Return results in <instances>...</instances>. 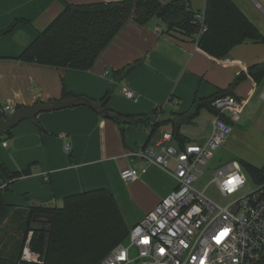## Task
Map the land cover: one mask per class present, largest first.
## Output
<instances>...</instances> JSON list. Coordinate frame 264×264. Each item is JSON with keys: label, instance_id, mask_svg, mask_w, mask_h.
<instances>
[{"label": "crops", "instance_id": "1", "mask_svg": "<svg viewBox=\"0 0 264 264\" xmlns=\"http://www.w3.org/2000/svg\"><path fill=\"white\" fill-rule=\"evenodd\" d=\"M112 1L116 0H0V32L9 30L0 36V99L17 108L73 97H84L99 105L112 89L106 108L113 113L136 115L148 114L155 107L164 109L160 119L170 118L158 128L159 136L171 135V124L166 121L187 113L195 99H209V104L200 106L193 117L189 114L190 122L181 124L182 139L172 138L169 142L179 148L209 137L215 115L211 101L223 91L241 100L243 110L257 93L264 77L258 84L249 76L234 87L230 88V84L249 67L264 64V42L247 39L233 47L226 57L216 59L200 50L192 38L164 33L163 25L156 19L144 25L128 20L87 71L17 59L67 5ZM158 1L166 4L173 0ZM188 1L193 11L203 14L205 0ZM232 1L264 38V8L255 0L254 5L249 0ZM157 27L161 29L159 33ZM127 66L130 69L126 73L119 72ZM124 89L133 91L137 99L126 98ZM63 91L73 97L63 98ZM120 127L98 111L76 105L41 112L32 120L21 121L7 135H0L2 166L9 173L26 169L30 173L10 181L2 193L5 204L12 206L14 213L0 228L5 238L1 242L0 234V257L21 253L30 207H61L65 197L105 189L116 199L130 227L175 188L174 177L153 165L134 181L119 178L120 171L129 165H143L130 153L140 148L148 135L144 128L123 125L122 145ZM1 141L7 142L6 148ZM67 144L69 150L65 152ZM0 175L6 178L1 170ZM11 233L20 235V239L13 238V245Z\"/></svg>", "mask_w": 264, "mask_h": 264}, {"label": "trees", "instance_id": "2", "mask_svg": "<svg viewBox=\"0 0 264 264\" xmlns=\"http://www.w3.org/2000/svg\"><path fill=\"white\" fill-rule=\"evenodd\" d=\"M194 13L188 0H173L166 4L158 0L69 4L38 33L17 59L55 68L87 71L128 20L144 25L156 19L163 25L164 33H178L192 38L200 50L216 59L226 57L233 47L247 39L264 42L263 36L232 0H205L202 23L206 31L198 39H194V36L201 23H194ZM129 69L127 66L119 72L126 73ZM247 76L258 84L264 77V64L254 65L246 73H240L230 88ZM111 93L112 89H109L99 101L102 109L124 121L119 126L144 128L148 135L141 147H147L158 128L165 123L160 120L164 109L155 107L148 114L136 115L113 113L106 108ZM226 93L223 91L220 95ZM62 96L73 97L66 91H63ZM209 102V99H195L187 113L166 121L171 124L172 138L180 141L181 124L190 122L191 115L193 117L200 106L208 105ZM241 167L254 182H264V165L258 169L242 163ZM0 170L6 177L0 175L1 228L14 213L13 207L5 204L2 195L9 184L4 188L1 186L6 180L10 182L30 173L28 169L9 173L1 163ZM36 213L50 215V223L42 219L32 222ZM27 214L28 229L22 247L25 240L30 238V250L39 256L38 261H22L20 253L13 257H0V264H98L113 247L125 241L129 229L116 199L105 189L65 197L61 207H30ZM29 232L31 235L28 236Z\"/></svg>", "mask_w": 264, "mask_h": 264}, {"label": "built area", "instance_id": "3", "mask_svg": "<svg viewBox=\"0 0 264 264\" xmlns=\"http://www.w3.org/2000/svg\"><path fill=\"white\" fill-rule=\"evenodd\" d=\"M202 20L203 15L195 12L193 21L201 25L194 39L206 31ZM156 31L161 29L157 27ZM123 95L137 99L129 89H124ZM243 106L231 95L217 96L211 101L215 113L211 134L203 143L191 142L176 148L169 144L172 136L165 133L153 145L130 153L143 165L121 170L122 181H134L153 165L172 175L176 186L130 226L125 241L113 247L98 264H264V182L251 179L255 189L227 205L217 204L193 187L197 175L204 173L202 167L231 134ZM16 109L0 99V119ZM1 146L6 148L7 142L1 141ZM64 150H69L68 144ZM213 176L211 182L223 196L234 195L248 182L241 165L234 161ZM7 183L6 180L1 188ZM20 258L38 261L39 256L30 250V238L25 240Z\"/></svg>", "mask_w": 264, "mask_h": 264}, {"label": "rangeland", "instance_id": "4", "mask_svg": "<svg viewBox=\"0 0 264 264\" xmlns=\"http://www.w3.org/2000/svg\"><path fill=\"white\" fill-rule=\"evenodd\" d=\"M249 1L252 4L254 3L252 0ZM255 1L261 8H264L262 0ZM262 93H264V79L257 93L246 102L244 110L240 115V120L233 124L232 137H229L230 140L227 141L228 137L224 140L221 146L214 152L213 158L202 167L204 173L198 174L197 182L193 184L196 190L203 191V195L206 198L217 204L227 205L255 189V184L251 181L252 178L247 175L248 182L241 190L232 196H223L211 181L214 177V172L233 161L240 165L246 163L258 169L264 165V96L261 97ZM127 228H129L128 225ZM13 232L15 231L13 230ZM3 234H1V242H5ZM14 237L20 239V235L10 234L12 245L14 244Z\"/></svg>", "mask_w": 264, "mask_h": 264}, {"label": "water", "instance_id": "5", "mask_svg": "<svg viewBox=\"0 0 264 264\" xmlns=\"http://www.w3.org/2000/svg\"><path fill=\"white\" fill-rule=\"evenodd\" d=\"M9 31V30H8ZM8 31H3L0 32V36H3L6 34ZM76 105H85L95 111H98L100 115H103L105 118L115 121L118 124H123L124 121L120 120V118L117 115H113L108 113L106 110L102 109V105H94L92 104L88 99L84 97H75L73 99H68V100H61V101H56L53 103H37L33 107H20L17 108L11 115L0 119V135H7L9 131L14 128L16 125H18L21 121L23 120H32L34 119L39 113L41 112H49V111H54L58 110L61 108H70ZM166 118L170 117H165L160 119L162 122L166 120ZM119 132L121 135V143L122 145H125V137H124V127L121 126L119 128ZM159 137L158 134H155L152 137V140L150 142V145H153L155 140ZM204 139L197 140L196 143L201 144L203 143ZM36 219H43L46 220L48 223L51 221V216L46 215V214H39L36 213L33 215L32 220Z\"/></svg>", "mask_w": 264, "mask_h": 264}, {"label": "flooded vegetation", "instance_id": "6", "mask_svg": "<svg viewBox=\"0 0 264 264\" xmlns=\"http://www.w3.org/2000/svg\"><path fill=\"white\" fill-rule=\"evenodd\" d=\"M43 220V219H42Z\"/></svg>", "mask_w": 264, "mask_h": 264}]
</instances>
